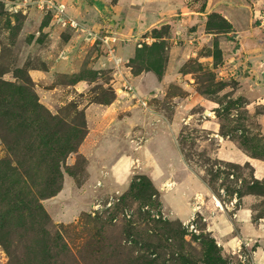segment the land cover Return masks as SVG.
<instances>
[{"label":"rangeland","instance_id":"1","mask_svg":"<svg viewBox=\"0 0 264 264\" xmlns=\"http://www.w3.org/2000/svg\"><path fill=\"white\" fill-rule=\"evenodd\" d=\"M41 1L0 0V264H264V0Z\"/></svg>","mask_w":264,"mask_h":264},{"label":"crops","instance_id":"2","mask_svg":"<svg viewBox=\"0 0 264 264\" xmlns=\"http://www.w3.org/2000/svg\"><path fill=\"white\" fill-rule=\"evenodd\" d=\"M63 1H65L67 3V1L69 2L70 0H63ZM123 1H127L125 3V5L129 6V4H131L133 0H123ZM72 2L74 3V5L71 4L70 6H71V8H74V10H77V9L83 10V8H85L84 3H82V0H72ZM94 8L96 9L97 7L94 5ZM105 8H106V6H105ZM109 8H111L115 13L118 12L117 14L126 16V14L122 11L121 6H119L118 4L111 5V6H109ZM92 9L93 8H91V7L87 8L88 11H92ZM98 12L101 13L100 10H97V13ZM100 15L101 14H99V17H100ZM142 17H149V15L147 13H144L142 15ZM81 85L82 84L79 83L75 87H77V89L78 88L82 89ZM110 150L112 151L113 149L110 148L109 151ZM130 154H132V153H122V154L117 155V157L111 162L110 166L108 167L107 175L109 176L110 180L113 183H115L116 185H121L122 183H124L126 181V179L129 176V173H130L129 171L131 169L133 160L140 161V159L138 157L135 159ZM195 181H197V180L194 179L193 177L187 176L184 179H182L181 181H179L178 183L183 182L184 186L192 187V188H193V186H194V188H199L200 186H202L199 181H198L199 182L198 184H196ZM178 183L173 184V186L169 189V192ZM167 192L168 191H166V193ZM198 192H200V191H195L194 194H196ZM166 193H163V195H162L163 201L166 204V206L169 208V210L173 214L177 215V212H176L177 210L173 209L170 206L169 202L165 201L166 197H164V196L166 195ZM200 193H202V192H200ZM187 205H188V202H187ZM188 209H189V211H191L190 207H188ZM189 214L186 217H182V219L187 220L189 217ZM234 216L236 217V221H238V224H240V226H241V230H242L241 232L244 234H250V235L254 236V238L253 237L252 238L255 240H253L252 238L251 239L247 238L248 240L250 239L251 241L252 240L256 241L257 237H259L258 238L259 242L260 243L264 242V238H263L264 234H263L262 228H261L262 224H261V222H257L256 224H252L248 210H246L244 207L243 208L240 207L236 211ZM259 257H260V259H263V261H264V256H262V254L257 255V252H254L253 260L255 261L257 258L259 259Z\"/></svg>","mask_w":264,"mask_h":264},{"label":"built area","instance_id":"3","mask_svg":"<svg viewBox=\"0 0 264 264\" xmlns=\"http://www.w3.org/2000/svg\"><path fill=\"white\" fill-rule=\"evenodd\" d=\"M40 3L47 5V7H50L52 5V3L50 1H48V0H42ZM70 25L72 27H75L77 24L74 21L70 20ZM101 41H102V44L104 45L107 53L111 54L113 52V47H114V44H115V41H116V37L113 36V35H104V36H102ZM233 203L234 204L236 203L235 196H233L232 199H231V204H233ZM191 218H192V214L190 216V220H191ZM185 225H186V227L188 228L189 231L193 230L194 226L191 223V221H189Z\"/></svg>","mask_w":264,"mask_h":264},{"label":"trees","instance_id":"4","mask_svg":"<svg viewBox=\"0 0 264 264\" xmlns=\"http://www.w3.org/2000/svg\"><path fill=\"white\" fill-rule=\"evenodd\" d=\"M142 191H144V190L142 188L138 187L136 194H138V193H140Z\"/></svg>","mask_w":264,"mask_h":264},{"label":"bare ground","instance_id":"5","mask_svg":"<svg viewBox=\"0 0 264 264\" xmlns=\"http://www.w3.org/2000/svg\"><path fill=\"white\" fill-rule=\"evenodd\" d=\"M169 185H170V184H169ZM169 185H168V186H169ZM189 213H191V211H190ZM189 215H190V214H189Z\"/></svg>","mask_w":264,"mask_h":264}]
</instances>
